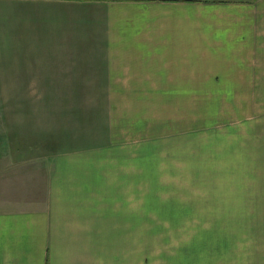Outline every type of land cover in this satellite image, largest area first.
<instances>
[{"label": "crops", "instance_id": "obj_1", "mask_svg": "<svg viewBox=\"0 0 264 264\" xmlns=\"http://www.w3.org/2000/svg\"><path fill=\"white\" fill-rule=\"evenodd\" d=\"M0 93L42 94L3 122L0 175L42 182L0 264H235L187 221L264 264V0H0Z\"/></svg>", "mask_w": 264, "mask_h": 264}, {"label": "rangeland", "instance_id": "obj_2", "mask_svg": "<svg viewBox=\"0 0 264 264\" xmlns=\"http://www.w3.org/2000/svg\"><path fill=\"white\" fill-rule=\"evenodd\" d=\"M42 94H33V93H0V170L3 169V166L8 165L6 161L7 158L4 155H10L9 147L5 144V135H4V124L8 119L20 118V112L22 107H26L25 104L30 102H35L40 99ZM21 107V108H20ZM2 175V174H1ZM0 175V211L3 210H13L19 209V205H14V200L19 199V196L24 193L26 196L33 198L35 200V192L38 191L37 187L41 186L42 178L38 177L37 183L36 179L33 178V182L25 181H15L14 178L10 182L4 181V177ZM15 174H13L14 176ZM195 174H189V179ZM20 175L17 174L18 178ZM31 178V177H29ZM26 183V184H25ZM20 184H23L20 186ZM37 185V186H36ZM23 187V188H22ZM190 191V190H189ZM187 199L193 198L192 195ZM194 199V198H193ZM8 201V203H6ZM197 212H210L211 206H204L203 208H197L194 210ZM168 224V222H165ZM175 223V222H170ZM182 223L187 229L185 236L175 238L169 237L166 238L169 244L174 245L175 239H185L189 244L191 249V244L195 248L200 249L202 246V241L207 239L213 240V246L219 251H227L226 246L229 245V259L234 261L235 264H243V237H242V222H214V221H187V222H176ZM228 223L232 224V229L227 230ZM170 225V224H168ZM167 225V226H168ZM229 233V234H228ZM241 234V235H240ZM198 241V242H196ZM206 241L204 246H206ZM226 249V250H225ZM225 255V253H224ZM210 256V254H208Z\"/></svg>", "mask_w": 264, "mask_h": 264}]
</instances>
